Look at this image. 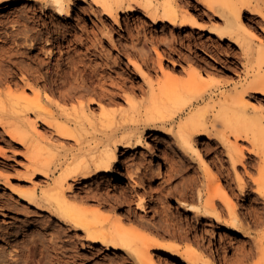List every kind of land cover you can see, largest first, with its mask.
I'll use <instances>...</instances> for the list:
<instances>
[{"label":"rangeland","instance_id":"1","mask_svg":"<svg viewBox=\"0 0 264 264\" xmlns=\"http://www.w3.org/2000/svg\"><path fill=\"white\" fill-rule=\"evenodd\" d=\"M158 1L159 0H155L154 7H156V4L159 3ZM203 1L204 0H179V2H181L179 3L177 0L179 8L183 13L186 11V9L190 8V10L195 13L198 21L200 22L199 27H192L190 24H185L180 28L174 27L167 22L153 24L152 20L144 14V10L137 6L135 0H125L126 4H133L135 6V9L130 12L122 11L120 14L121 17L119 19V22H115L113 19H111L110 16L104 14L102 8L91 0H75V3L73 4V14L68 18H64V16L56 14L53 9V11L50 10L48 12H44L41 3L38 2L37 4V1H34V3L30 2V4L26 2L25 4L24 1L19 2V4L14 6V8H6L0 6L1 49L3 47H10L12 44V42H10V39L8 41L7 35H4L6 32L10 33L13 31H19V33H22L24 29L26 30V32H28L27 30L31 27L29 31L37 33L44 32V36L46 38L48 37V39L42 42L43 49L37 48L35 49V51L32 50L33 52L29 51L30 40L24 41V38H20V40L18 39L20 42L17 41L19 43V46H17V48L20 49L21 47H23L20 50L17 49L18 51H20L19 53L15 48V50L17 51V55L15 57L18 60L13 57L11 60L15 59L16 61L12 62L11 60H9L5 64V66L7 67H3H5V69H16L17 72L14 71L15 77L13 78H16L15 80H21L22 76L27 70L26 67L28 65L32 66V64H37L35 68H41V74L51 73L49 75L46 74L49 77H51L52 75L57 76V74L60 72L64 73L66 67L68 68V70L72 69L70 71L76 69V71L74 70L73 72V76L75 74V77L77 79H74L73 77L74 84H71L73 87L70 86L69 83H61V80L59 81V85L67 99L66 103L68 104V114H62V116L63 118L67 115L71 117V121L68 122V125H70L69 127L71 128L77 129V134L79 133L80 138H76V140L75 137H61L54 128L45 126V124H41V121H38L36 130L40 131V133L42 132L45 134L40 136L38 134L29 142V144H33L35 146H43L44 144H49V146L54 147L52 149V152L54 150V154L50 152L49 154L43 155V160H48V157H51L52 155L55 162H64L65 159H69L73 155H80L86 150L89 145L104 144L106 140L114 134V131H112L111 128H105L98 122L91 123L88 120L84 121L80 120V118H77V120H75L73 118L74 109L78 107L81 102L85 103L87 100L91 99V96H94L99 101H104L106 106H108L111 111L120 110L118 113V123H120V129L118 130L119 137H121L124 132H127L136 127L139 121L141 119L143 120L146 117L144 114L145 108L142 110V112H133L132 109L126 107V95L135 94L140 100L144 98L139 88L138 90L134 89L135 87H140L141 85L145 84V79H141L140 71L133 64H131L134 60H138L144 64V67L151 79H153L154 81L160 80L162 82L165 79V76L160 66L157 65L158 63H156L158 60V54H156L157 50L164 53V55L161 56L163 69L173 71L172 73L178 78H181L182 76L185 77V72H183L184 68L191 67L190 62L181 61L180 54H188L187 56L189 57L199 59V61L202 63V68L205 69L204 75L206 76L207 82L210 84L216 83V96L211 99H206L200 104L197 103V107L201 108L204 106V108H206L204 112V121L206 125L210 127L209 132H211L214 137L210 139L205 134L200 133L194 136V143L197 149L204 153L205 158L209 163L213 178L211 180L214 181L215 177H220L221 183L226 188L228 193L233 197V199H235L236 201L238 200L237 203L239 202V205L241 204L239 206V212L242 220L244 221L243 224L245 228L238 230V232L242 235H245L247 237L246 239H249L250 243L242 245V242L236 240V236H234L230 232L228 233L224 231L223 225L229 224L232 226V224L229 220L228 211L223 206L222 199L219 197L221 194V190L215 185V183L209 182V180L207 179L206 173L204 171V164L199 158H197L196 151H193L192 155H185L182 152H175L174 149H178L179 147L176 137L169 130L164 128H160L154 131L155 133L151 136L154 142H159L162 145L165 144L162 148V160L165 164L164 173H159L157 171L158 159L151 156L150 149H143L139 147H136V149L118 145L117 150L120 154L119 157L121 160L120 166H116L117 168L115 167L116 169L114 168V171L109 172L108 177L105 179L98 178L97 180V177H95L89 181L83 178H80V180L78 181L69 180V182L74 186V190H72L73 192L70 191V193L83 195L85 196L84 198H86L85 194H87V196L90 195L93 197V195L97 193L96 196H94L95 200L92 201L78 199V203L90 208L96 206L99 201H103L101 200V198H110L112 199L111 202L103 205V213L113 212L115 213V215L120 217V214H122L123 216H126V214H128L126 207H118L122 204V200L120 199H122V197H124L126 193L131 192L133 194H136L137 201L141 197H145V200L150 199L151 205L148 207L149 214L147 216L150 219H154V216L156 215V206L159 207L161 205H167L166 207L172 214H178V212L186 210V203H188V205H194L202 208L210 207L209 204H207L208 196L209 194H216V205L220 208L222 213L221 221L213 220V218L209 216H206L207 218L204 216H198L197 219V215H194L196 214L195 211H190L189 217H186L187 220H183V214V218L180 215L182 218L181 221H184L183 228H185H180V230L182 229V233L189 236L186 237V235H182L180 230L177 231L174 230V228H170L171 232L167 230L169 234L166 232V230L163 231L166 232L165 240H168V238L171 236L170 234H175L176 231V236L178 235L179 237H181L179 238L177 236L176 239L181 244L182 250L188 249L189 247H191V245L193 246L194 244H196V249L198 248L200 251L206 253L211 259H216L217 264H264V250L258 252L256 250V243H254L256 242L254 241L256 240L255 236L257 237L261 234L264 236V223L260 222L258 219L257 223V221L255 220L256 216H254V213L257 212L255 211L256 207L258 211L264 208V201L261 200L262 197H260L256 191H253L256 185L253 183V181L250 182L251 178L247 174L248 172L253 177L260 176L258 170L252 167V163L256 159L255 157H257L258 160L259 157L257 155H254V157L253 153L250 152L255 142H252L250 140L236 141L235 136L230 130L231 123H235L237 120L245 118V115L248 114L249 116L246 117L245 121L248 124L250 123V121H253V123L255 122L253 126L259 134L257 135V137L260 138V140H258L260 141V144H264V125L262 126L259 122L256 121H264V112L258 114L250 112L242 116L243 113L241 112H234L226 109L223 112L219 113V110L221 108L219 103L223 102L226 98H224L221 92L224 91L229 95L228 97L230 98L235 97L237 92L242 88V81H246V79L250 80L251 78H253L255 72H264V58L260 57L256 52L252 54H244L243 51H241L238 47H235L229 39H225L222 43L218 42V35L212 32L211 27L216 24L222 25L223 19L217 16L211 9H209ZM185 2L187 3V5H185ZM158 10L161 12L162 9L158 8ZM250 16L254 15L248 13V15H244L243 19L246 24L256 33L257 42H255V44H258L259 39L264 40V30H262L264 28V21L256 23V21L260 17L254 16L256 20L254 21L253 19H250ZM26 26L29 28L26 29ZM33 27L34 29H32ZM2 35L4 36V38L6 36V38L4 39ZM23 44H25L26 46ZM42 44H40V47ZM139 48L145 51L152 49V53L154 55L148 57L149 63L142 61L144 59L142 56H140ZM170 48L174 49L175 52L173 51L168 53L167 50H169ZM262 48L264 50V46ZM6 49L9 50L10 48H5V50ZM38 49L40 50L39 52ZM2 50H0L1 53ZM51 51L53 53L50 54ZM21 52H23V54ZM35 52L41 53L39 54L41 56H34V54H36ZM12 53L16 52L12 50ZM41 58H43L42 61H44L46 64L40 61ZM21 59L22 61L24 60V62H22ZM44 59L48 61V63ZM39 61L40 63H38ZM58 61L60 62L57 63ZM18 62L20 64L22 62L23 65H21L26 66L22 68L25 72L21 68H19L22 66H19L20 64L18 65ZM10 64L12 65L11 67H9ZM65 64L66 66H64ZM61 68H63V70ZM47 70L48 72H45ZM55 70L58 71H56L55 73ZM1 74L0 96L2 95L1 98L3 99L7 97L8 81L6 78H4L5 76L1 78ZM2 82L4 83V85ZM43 84H45V81L41 83L42 87ZM17 88L18 86L15 87V91L17 90ZM30 92L27 95L29 97L32 95ZM258 95L260 97L263 96H261V94ZM56 97L59 101L64 102V98H59L58 95ZM246 99V101H248L251 105H253V103H259V100L250 96V94L246 96ZM214 104H216V106H214ZM53 110H55L57 114L62 112L59 102L53 103ZM89 111L91 115L99 119V117H97L100 116L97 105H90ZM11 115L16 114H12L11 112ZM188 115L189 112H186L182 115V117L185 118ZM5 116H7V114H5ZM182 117L177 118V124L180 122V120L183 119ZM10 118L14 119V116ZM23 118H25V120L27 119L28 121H34L37 117L34 113H28L25 114ZM1 128L2 127L0 126V149L2 155L4 153L6 155H0V251L6 247L5 254L6 256L8 254L9 255L7 257L5 256L6 259L4 257V261L6 260V263L2 260L0 261V264H7L12 259L11 254L15 253L16 251H20L19 254L22 257L24 256L25 258L23 260V258L19 255V257L21 258V264H62L61 262L64 258H69V260L65 259L66 261H68L65 262V264H122L125 260L126 262H132L129 258L126 259V255H124L125 252L123 250H105L104 247H101V245L100 250H89L90 246L88 245L89 243L87 240L85 242L81 241L82 243L80 244V250H84L83 252H87L89 254L86 261H76L75 258H73L74 248L73 246H71V242L73 244L72 239L74 237H78L80 239L83 238V233H76L75 229H70L68 233L61 232L60 235H56V233H58L57 229L63 231L65 225L60 223L59 219L55 215H52L49 211L41 210L39 207L37 208L36 205L29 204L27 201L22 200L19 196V194L22 193V190L23 192H29L31 190L30 188H33L35 184L37 186L39 185V191H41V189L43 188L50 187L52 185L51 183L53 181V177H46L40 174L38 175L39 177L34 176L35 179L33 180H24L25 178L23 176L27 175L26 166H28L30 161L28 146L15 142L10 136H8V134H6V131ZM142 130L144 131L145 136L151 131L147 127L143 126ZM251 134L256 135L254 131ZM164 139L168 140L165 141ZM225 144H238L237 146H242V148H244L245 150L244 161L246 163L244 162L241 165L237 164V166L234 167L227 153V149L228 147H230V145ZM171 146L173 148H171ZM168 147L173 150H167ZM251 158H255L253 162L250 161ZM137 162L142 165L140 172L137 171L138 174L136 173V164H138ZM249 164H251V166ZM65 165L66 164H64L63 166ZM120 171H124L123 174H121ZM130 171H132L133 173H131ZM130 173L132 174V176L130 175ZM236 173L243 176L245 175L246 177H244L249 182L251 187H253L251 189L252 194L250 196L245 197L243 192L240 191L237 183L233 182V178L235 177ZM56 174L58 175L59 171ZM56 174L54 177L57 176ZM8 176L10 177L9 179L7 178ZM40 177L42 180H40ZM103 180H106V184L101 185L100 181ZM33 181L34 185L32 184ZM135 182L138 183L136 184ZM253 184L255 186H252ZM103 185L106 186V188L103 187ZM7 186L9 187L7 188ZM249 186L248 189H250ZM187 188H191V190ZM187 190L191 191L193 195H198L197 192L200 190L203 193V196L201 199H199L198 196L197 198L196 196H194L193 198L191 197L192 195H190V197L192 198L191 199L189 196L183 195V192H186ZM254 196H256V198ZM257 199L258 202H256ZM136 204L137 203L135 201L134 207L138 206V204ZM112 206L115 207L113 208ZM253 206H255V209ZM252 211H254V213ZM137 215H139L140 217L141 214L138 213L136 214V216ZM134 216L132 217L135 218ZM193 216L196 217V220H194L195 218ZM189 221L193 222L191 223ZM196 221H200L201 223L197 231V238L194 236L193 238L192 235L194 234L193 232L195 230H193L194 226L192 224H194ZM186 223H189V225H186ZM62 225L63 227L61 228ZM187 229L190 230L187 231ZM179 231L181 234L179 233ZM245 231L248 234H245ZM52 233H55L54 236H52ZM49 237H54L56 241H54V239L52 240V238ZM48 239L52 240V243ZM237 242H239L241 245ZM47 243L48 245H46ZM53 243H56V245L54 246ZM65 244H68V246L70 247L68 248V246H66ZM250 244L255 245L252 246ZM59 245L62 246V249H60ZM11 246L16 248L13 249ZM48 246L51 247L48 248ZM253 247L255 248V250H253ZM22 249L24 252H22ZM59 249L62 251L60 252ZM65 249L70 250L68 252V250L65 251ZM11 250H13V253ZM53 250L56 252H53ZM70 251L72 254L70 253ZM63 252L69 254V257L66 254L65 256H63ZM60 256L63 258H61ZM154 256H156V259L160 260L157 254L154 253ZM257 256L259 257V259L257 258ZM250 257H252V259ZM238 258L240 259L239 262L237 261ZM241 258H243L244 260ZM72 260L73 262L71 263L70 261ZM241 260H243V263H241ZM164 261L165 264H170V260ZM181 261L182 264H187L186 261ZM132 264L137 263L132 262Z\"/></svg>","mask_w":264,"mask_h":264},{"label":"bare ground","instance_id":"2","mask_svg":"<svg viewBox=\"0 0 264 264\" xmlns=\"http://www.w3.org/2000/svg\"><path fill=\"white\" fill-rule=\"evenodd\" d=\"M23 1H24V3L26 2L28 4H30V2L34 3V1H37V4H38V2H40L44 12L54 10V12L56 14L62 15V16H64V18H68V17L72 16L73 4L75 3V0H0V6L6 7V8L7 7L8 8H10V7L14 8L15 5H17V4H19V2H23ZM85 1H87V0H85ZM91 1H93L95 4L99 5L102 8L103 13L110 16L111 19H113L115 22H119V19L121 17L120 14L122 11L130 12V11H133L135 9V6L133 4H131V3L126 4L125 0H91ZM135 2L137 3L138 7L142 8L144 10V14L152 20L153 24H158V23L160 24V22H167V23L171 24L172 26L179 27V28L183 27L185 24H187V25L190 24L192 27H199L200 26V22L198 21L195 13L192 10H190V8L186 9V11L184 13L180 10L179 4H178L179 0H178V2H177V0H159L158 1L159 3L156 4V7H154L155 0H135ZM203 2L217 16H219L223 19L222 25L216 24V25L211 27L212 32L214 34L218 35V42L222 43L225 39H229L232 42V44L235 47H238L241 51H243L244 54H252V53L256 52V53H258V55L260 57L264 58V50L262 48L264 46V40L258 38L259 39L258 44H255V42H257L256 33L246 24V22L243 19L244 15L246 16L249 13V14H252L254 16L260 17L256 21L254 16H250V19H253L254 21H256V23L264 21V0H204ZM179 3H181V2H179ZM185 5H187L186 2H185ZM158 8L162 9L161 12L158 10ZM1 25H3V24H1ZM28 28L29 27H27L26 29H28ZM30 29H31V27H30ZM30 29L27 30L29 33L26 32V30L24 29L25 33H24V31H22L23 34L21 32H20L21 33L20 34L19 31L18 32L13 31L10 33L6 32L4 34V35H7L8 41L10 39V42H12V44L10 47L9 46L3 47L2 48L3 50L0 48V50H2V53L0 52V69H2L3 66H5L6 62H8L9 60H11L13 57H15L17 55L18 50L23 48V47H21L20 49L17 48V46H19V43L17 41H19L20 38H22V39L24 38L23 39L24 41L30 40L29 51H32V50L35 51V49H37V48L43 49L42 48V46H43L42 42H44V40L48 39V37L46 38L44 36V32L43 33L31 32V31H29ZM32 29H34V27ZM262 30H264V28ZM19 35H21V36H19ZM3 38H4V36H3ZM5 38H6V36H5ZM40 44H42L41 47H40ZM23 45H25V44H23ZM26 45H27V42H26ZM5 48H10V49L5 50ZM15 48H16V50L17 49L18 50L16 51ZM139 49H140L139 50L140 56H142L144 59L142 61L149 63L148 57L154 55L152 53V49L146 50V51L141 50V48H139ZM12 50L16 53H12ZM39 51L40 50L38 49V52ZM173 51H174V49H171V48L169 50H167L168 53L173 52ZM19 52L20 51H18V53ZM45 52H47V51H45ZM21 53L23 54V52H21ZM51 53H53V52L51 51L50 54ZM39 54H41V53H36V54H34V56L36 55V57H37ZM156 54H158V58H157L158 60L156 63H158L157 65L160 66V68L162 69L163 74L165 76V79L162 82L160 80L154 81L153 79H151L149 74L147 73L145 67H144V64L141 63L140 61L134 60L131 63L140 71L141 79H145V84L141 85L140 87L134 88L137 90L139 88V90L143 94L144 98L140 100L135 94H128V95H126V103H127L126 107L129 109H132L133 112H135V111L142 112V110L145 108L144 114L146 117L143 120L141 119L136 127H134L133 129H131L127 132H124V134H122V136L119 137L118 130L120 129V125H119L120 123H118V113L120 110H114V111L112 110L113 111L112 112L111 109L108 106H106L104 101H99L94 96H91V99L87 100L85 103L81 102L80 105L74 109V112H73L74 117L73 118L75 120H77V118L78 119L80 118V120H84V121L88 120L91 123L98 122L101 124V126H104L105 128H109V129L111 128L112 131H114V134L111 135L106 140V142L104 144L89 145L86 148V150L84 152H82L80 155H73L69 159H65L64 162H60V161L55 162L52 155H51V157H48L49 158L48 160L47 159L43 160L42 156L52 152V149L54 147L49 146V144H44L43 146H41V145L35 146L33 144H29V142L34 137H36L38 134H39V136L45 134L42 132L40 133V131L36 130L37 126H38V121H41V124H45V126H48L50 128H54L56 130V132L61 137H64V138H74L75 137V139L80 138L79 133L77 134V129L71 128V127H69L70 125H68V122L71 121V117H69L67 115L63 118V116H62V114H64V115L68 114V109H67L68 104L66 103L67 99H66V97H65L64 93L62 92V89L60 88V85H59V81L61 80V83H63V82L65 84L69 83L70 86H72L71 84L72 83L74 84L73 77H74V79H77L75 77L76 76L75 74L73 76V72H74V70L76 71V69H74V67H73L74 70L70 71L72 69L69 68L70 70H68V68L66 67L64 73L60 72L57 74V76L52 75L51 77H49L46 74L49 75L51 73H46V74L42 73L43 74L42 75L41 71H40L41 68L40 67L35 68V66L37 64L36 65L32 64V66L28 65L27 67H30V68H27L26 66H22L23 65L22 62H24V60L22 61V59H21L22 65L19 62H18V65L20 64L19 66H22V67H19V68L22 69L23 67H26L27 70L25 68L24 69L26 70V72L27 71L28 72L26 73L22 69L26 74L24 73L21 80L19 79L20 81L15 80L16 78L13 79L15 77L14 71H16V69L15 70H13L14 68L13 69L12 68L5 69V67H7V66H5V67H3L2 70H0V72L4 70L3 72H1L2 74L0 73L1 78H3L5 76L4 78H6L8 81L7 97L2 99L1 98L2 95L0 96V126L3 128V130L6 131V134H8V136H10L15 142H18V143H21L23 145L28 146L30 161H29L28 166H26L27 175L23 176L25 178L24 180H26V179L33 180V179H35L34 176L39 177L38 175H40V174L44 175L46 177H51V176L53 177V181L51 183L52 185L50 187L43 188V189H41V191H39V189H38L39 185L38 186L36 184L34 185V181H33L32 184L34 186L31 184L33 186V188H30L31 190L29 192H23V190H22V193H20L19 196L22 200L27 201L29 204L36 205L37 208L39 207L41 210L49 211L52 215H55L59 219L60 223L65 225L63 228V231L57 229L58 233H56V235H60L61 232L68 233L70 231V229H75L76 233H83V238L80 239L78 237H74L72 239L73 244L71 242V246H73V248H74V254H73L74 257L73 258H75L76 261L80 260L83 262V261H86V259L88 258L89 254L87 252H83L84 250L83 251L80 250V244L83 241L85 242L87 240L89 243L88 245L90 246L89 250H91V249L100 250L101 247H104L105 250L106 249L107 250L113 249V250H118V251L123 250L125 252L124 255H126L125 256L126 259L129 258L133 263L135 262L137 264H165L164 260H170V264H182L181 260L186 261L187 264H217L216 259L213 260L206 253L200 251L198 248L196 249V246H195L196 244H194L193 246L191 245V247H189L188 249L182 250L181 244L176 239V237L178 236V235L176 236V233H177L176 231H175V234L172 232L174 235L170 234L171 236L169 235L170 237L169 238L167 237L168 240H165L166 232L168 233L167 230L170 231V228L171 229L174 228V230L178 231V230H180V228H183L184 221H181L183 218L182 214L184 215L183 220H187L186 217L187 218L189 217L190 211H193V212L195 211L196 214H194V215H197L196 216L197 219H198V216L199 217L200 216H202V217L203 216L204 217L209 216V217L213 218V220L221 221L222 220V213H221L220 208L216 205V194H209V196H208L207 204H209L210 207L202 208V207H198V206H194V205H188V203H186L187 204L186 210L180 211V212H178V214H172L170 212V210H168V208L166 207L167 205L162 206L160 203L161 206L155 207L157 212H156V215L154 216V219L153 218L150 219L147 217L149 214V211H148L149 208L148 207L151 205L150 199L145 200V197H141L137 201L136 200V194H133L131 192L126 193L124 195V197H122V199H120V200H122L121 201L122 204L118 207H120V208L126 207L127 211H128V214H126V216L125 215L123 216L122 214H120V217L115 215V213H113V212L103 213V211H102L103 205L110 203L112 200L110 198L102 196L103 199L101 198V200H103V201H99L96 206L90 208V207H86V206H83L80 203H78V199H82V200L85 199V200H91L92 201V200H95L94 196H96L97 193L94 194L93 197L90 196L89 194H88L89 196H87V194H85L86 198H84L85 196H83V195H77V194L70 193V191L74 190V186L69 182V180L78 181V180H80V178H83V179H87L89 181L95 177H97V180H98V178L105 179L108 177L109 172L114 171V168L116 166H118V165L120 166L121 160L119 157L120 154L118 153V150H117L118 145H121L122 147L126 146L129 148L139 147V148H143V149H150L151 150V156L153 158L158 159L157 171L159 173H164L165 164H164V161L162 160V157H163L162 156V153H163L162 148L165 144L162 145L159 142H154V140L151 137L155 133L154 131H156L160 128H164V129L169 130L176 137V140L179 144L178 149H174L176 153L182 152L185 155H192L193 151L197 152V158H199L204 164L203 166L205 169L204 171L206 173L207 179L209 180V182L215 183V185L221 190V194L219 197L222 199L223 206L228 211L229 220L233 226L232 227L229 224L223 225L224 231L228 232V233L230 232L234 236H236L235 237L236 240L242 242V245L250 243L249 239H246L247 237L245 235H242L238 232V230L245 228L244 224H243L244 221L242 220V217H241L240 212H239V206L241 204L239 205L238 204L239 202L237 203L238 200L236 201L235 199H233V197L228 193L226 188L222 185L220 177H217V178L215 177L214 181L211 180L213 178H212V170L210 169L209 163H208L207 159L205 158L204 153L199 151L197 149V147L195 146V143H194V136H196L200 133L205 134L210 139H212L214 137V135L211 132H209L210 127L208 125H206V123L204 121L205 120L204 112H205L206 108H204V106L201 108L197 107L198 106L197 103L200 104L201 102L205 101L206 99H211V98H214L216 96V83L210 84L207 82L206 76L204 75L205 69L202 68V63L197 58L194 59L192 57H189V56H187L188 54L187 55L186 54L185 55L180 54L181 61L182 62H190L191 67L184 68L183 72H185V77L182 76L181 78L180 77L178 78L176 75H174L172 73L173 71L163 69L162 63H161V56H163L164 53L162 51L157 50ZM25 55H26V53H25ZM27 56H29V55H27ZM39 56H41V55H39ZM15 59H17V58L15 57ZM15 59L11 60V61L12 62L16 61ZM33 59H34V57H33ZM37 59H39V58H37ZM42 60H43V58H41L40 61L44 62ZM40 61L38 63H40ZM25 62H27V61H25ZM46 62L48 63V61H46ZM59 62L60 61H58L57 63H59ZM29 63H32V62H29ZM11 64L9 67L12 66ZM66 64L64 66H66ZM56 65H60V64H56ZM154 65H156V64H154ZM38 66H39V64H38ZM42 66H44V65H42ZM79 66H78V68H79ZM85 66H87V65H85ZM89 67H90V65H89ZM57 68H59V67H57ZM71 68H72V66H71ZM75 68H76V66H75ZM54 69H52V70H54ZM61 69L63 70V68H61ZM56 71H58V70H55L54 72L56 73ZM45 72H48V70ZM47 78H49V79H47ZM2 81H3V79H2ZM43 81H45V84H43V87H42L41 83ZM0 83H1V81H0ZM3 85H4V83H3ZM16 86H18V88L15 91ZM75 86H74V88H75ZM29 92L32 94L30 97L27 96L29 94ZM221 93L224 96V98L225 97L226 98L224 99L223 102L219 103L221 106V108L219 107L220 108L219 113L223 112L226 109H229V110L234 111V112H241V113H243L242 116H244V114L250 113V112H254L257 114L264 112V72H257V73L255 72L253 78H251L250 80L246 79V81H242L241 90H239L237 92V94L235 95V97H233V98L228 97L229 95L226 94L224 91H222ZM249 94H250V96L257 98L259 100V103L258 104L253 103V105L249 104V102L246 101L247 100L246 96ZM258 94H261V96L262 95L263 96L260 97ZM57 95L59 96V98H62V99L64 98V102L59 101L58 98L56 97ZM249 98H251V97H249ZM55 102H59V104L61 106L62 112H60L59 114H57L55 112V110H53V103H55ZM92 104L98 106L100 116H97V117H99V119H97L95 116L90 114L89 108H90V105H92ZM214 106H216V104H214ZM11 112H12V114L15 113L16 115H11ZM186 112L187 113L189 112V115L187 117L183 118L182 115ZM28 113L36 114V117H37L36 120H34V121H28L27 119L25 120V118H23V116L25 114H28ZM5 114H7L8 117L5 116ZM12 116H14V119L10 118ZM248 116L249 115L247 114V115H245V118L237 120L235 123H231L230 124V130H231L232 134L235 136L236 141H238V140H250L252 142H255V144H253V147L251 148L250 152L253 153V156L257 155L259 157V160L257 159V157L254 156L256 158V159L254 158L255 161L253 162V160H254L253 158H251L250 161H252L254 163V164L252 163V167H254V169L258 170V172L260 173V176L253 177L248 172H247V174L251 178L250 182L253 181V183L256 185V187L253 189V191H256L259 194V196L263 198V199L261 198V200L264 201V144H260V141H259L260 138L257 137V135H259V134L253 126V124H255V122L253 123V121L252 122L250 121V123H252V124H250V123L248 124L245 121L246 117H248ZM179 117H182L183 119L180 120V122L177 124L176 121H177V118H179ZM253 120H255V119H253ZM256 121L259 122L262 126L264 125L263 120H261V121L256 120ZM25 125H26V127H25ZM142 126L147 127L149 130H151L150 133H148L146 136L144 135V131L142 130ZM253 131L256 133V135L251 134V133H253ZM43 138H44V136H43ZM164 140L167 141L168 139H164ZM225 145H230V147H228V149H227V153H228L229 158H230L234 167H236L237 164L241 165L245 162L244 161L245 150H244V148H242V146H240V145L237 146L238 144H225ZM80 148H82V147H80ZM171 148H173V147L171 146ZM171 148L168 147L167 150L172 151L173 149H171ZM53 152H54V150H53ZM0 155H2L1 149H0ZM3 155H6V154L4 153ZM256 160H258V161H256ZM64 164H66V165L63 166ZM136 165H137L136 166V173L138 174L137 171L140 172L142 165H140V163H138ZM249 165L251 166V164H249ZM246 166H248V165H246ZM119 170H121V169H119ZM58 171H59V174L57 175L56 173ZM123 172L120 171L121 174H123ZM130 172L133 173L132 171H130ZM131 173H130V175L132 176ZM55 174L57 175L56 177H54ZM244 176L236 173L235 177L233 176L234 178L233 177L232 178L234 180L233 182L237 183L238 187L240 188V191L243 192L245 197H247V196H250L252 194L251 189L253 187H251V185L249 184V182L245 178L246 176L245 177ZM0 177H1V175H0ZM2 178H4V177H2ZM7 178L9 179L10 177L8 176ZM40 180H42L41 177H40ZM105 181L106 180L100 181L101 185L106 184ZM254 184L252 186H255ZM248 186L250 187V189H248ZM8 187L9 186H7V188ZM103 187L106 188V186H104V185H103ZM107 187H109V186H107ZM187 189L191 190V188H187ZM137 192H138V190H137ZM197 193H198V195H196V194L193 195L191 191L187 190L186 192H183V195H186L189 197H190V195H192L191 197H193V198H194V196H196V198L198 196V198L201 199L203 196V193L200 190ZM102 195H103V193H102ZM254 197L256 198V196H254ZM257 198H259V197H257ZM98 199H96V200H98ZM135 201L138 204L137 207H134ZM251 201H250V203H251ZM184 202H187V201H184ZM256 202H258V199ZM90 203H92V202H90ZM8 204H9V202H8ZM146 205H148V206H146ZM253 207L255 209V206H253ZM261 207H262V205H261ZM255 211H257V212L256 213H254V211H252V212L255 214V215L254 214L253 215L256 216L255 220L257 221V223H258V220L260 222L264 223V208L262 210L260 209V211H258L257 207H256ZM138 213L141 214L140 217H139V215L136 216V214H138ZM123 214H124V212H123ZM180 215L182 216V218ZM132 216H134L135 218H133ZM196 217H194L195 218L194 220H196ZM189 222H191V221H189ZM55 223H57V222H55ZM200 223H201L200 221H196L194 224H192L194 226V227L192 226L194 228V229L193 228L192 229L195 230L193 232L194 234L192 233L193 234L192 237L194 236L197 238V231H198V228L200 226ZM187 224L189 225V223H186V225ZM62 227H63V225L61 226V228ZM186 227H188V226H186ZM58 228H60V227H58ZM183 229H185V228H183ZM165 230H166V232H163ZM189 230L187 229V231H189ZM180 231H179V233H180ZM182 231H181V233H182ZM243 232H244V230H243ZM65 233H63V234H65ZM44 234H46V233H44ZM54 234L55 233H52V236H54ZM183 234L184 233H182V235ZM245 234H248V233L246 232ZM185 235L186 234H184V236ZM188 236L186 235V237H188ZM49 238H52V237H49ZM179 238H181V237H179ZM53 239H54V237L52 238V240ZM255 239L256 240H254V241H256V242H254V241L253 242L256 243V250L258 252L261 250H264V236L262 234L260 236H257V237L255 236ZM48 240H50V239H48ZM52 240H50L51 243H52ZM54 241H56V240L54 239ZM48 243L46 245H48ZM56 243L55 244L53 243L54 246L56 245ZM237 243H239V242H237ZM16 244H17V242H16ZM14 245H15V243H14ZM85 245H86V243H85ZM100 245H101V247H100ZM250 245H252V244H250ZM253 245H255V244H253ZM66 246H68V244ZM11 247L13 249H15L17 247V245L15 248L13 246H11ZM21 247H19V248H21ZM50 247L48 246V248H50ZM61 247L62 246H60V249H62ZM69 247L70 246H68V248ZM244 247H245V245H244ZM5 248L0 251L1 252L0 253V261H2V260L4 261V257L6 256ZM241 248H243V247H241ZM54 250H55V248H54ZM54 250H53V252H56ZM67 250L65 249V251H67ZM69 250H68V252H69ZM253 250H255V248ZM11 251L13 253V250H11ZM61 251L62 250H60V252ZM22 252H24L23 249H22ZM19 253H20V251L19 252L16 251L13 254L10 253L12 255V259L7 264H21V262H20L21 258L19 257V255H20ZM70 253H71V251H70ZM154 253L159 256L160 260L155 258L156 256H154ZM65 254L68 255V257H69V254H67L66 252L64 253L63 256H65ZM17 255L19 258L17 257ZM6 257H5V259H6ZM252 257H250V258L252 259ZM22 258H23V260L25 259L24 256ZM61 258H63V257H61ZM71 258H70V260H71ZM257 258L259 259L258 256H257ZM65 259L66 258L62 259V262H61L62 264H63V262H64V264H65V262H68V261H66L67 259L69 260V258H67L66 260ZM241 259H243V258H241ZM157 260H159V261H157ZM239 260L240 259L238 258L237 261L239 262ZM243 260H241V263H243ZM257 260H256V262H257ZM4 262L6 263V260ZM70 262L72 263L73 260ZM132 262H129V261L126 262V260L124 261L125 264H132ZM78 263H80V262H78ZM124 263H122V264H124ZM66 264H70V263H66Z\"/></svg>","mask_w":264,"mask_h":264}]
</instances>
